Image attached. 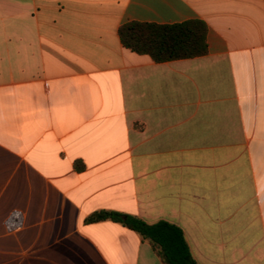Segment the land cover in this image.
<instances>
[{
    "label": "crops",
    "instance_id": "crops-1",
    "mask_svg": "<svg viewBox=\"0 0 264 264\" xmlns=\"http://www.w3.org/2000/svg\"><path fill=\"white\" fill-rule=\"evenodd\" d=\"M193 19L196 58L118 34ZM99 211L180 227L197 264H264V0H0V264H163Z\"/></svg>",
    "mask_w": 264,
    "mask_h": 264
},
{
    "label": "trees",
    "instance_id": "trees-1",
    "mask_svg": "<svg viewBox=\"0 0 264 264\" xmlns=\"http://www.w3.org/2000/svg\"><path fill=\"white\" fill-rule=\"evenodd\" d=\"M208 25L193 19L177 24L132 21L118 31L122 45L137 54L148 55L157 63L191 59L208 53ZM78 169L85 166L79 162ZM114 221L138 233L148 241L163 264H197L183 230L167 221L149 224L144 220L114 211H99L86 222Z\"/></svg>",
    "mask_w": 264,
    "mask_h": 264
}]
</instances>
